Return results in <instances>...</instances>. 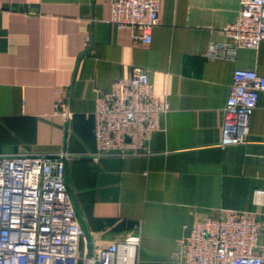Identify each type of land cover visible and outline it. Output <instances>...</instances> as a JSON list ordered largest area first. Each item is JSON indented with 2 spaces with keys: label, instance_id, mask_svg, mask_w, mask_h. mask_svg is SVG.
Listing matches in <instances>:
<instances>
[{
  "label": "crops",
  "instance_id": "crops-1",
  "mask_svg": "<svg viewBox=\"0 0 264 264\" xmlns=\"http://www.w3.org/2000/svg\"><path fill=\"white\" fill-rule=\"evenodd\" d=\"M239 0H160L149 43L110 22L109 0H0V154L71 155L65 179L94 249L129 234L136 264L174 259L191 224L230 210L264 226V92L246 141L221 145L237 68L264 75V40L232 59L208 57ZM168 104L142 155L93 159L95 98L134 70ZM62 100L68 116L54 103Z\"/></svg>",
  "mask_w": 264,
  "mask_h": 264
},
{
  "label": "built area",
  "instance_id": "built-area-1",
  "mask_svg": "<svg viewBox=\"0 0 264 264\" xmlns=\"http://www.w3.org/2000/svg\"><path fill=\"white\" fill-rule=\"evenodd\" d=\"M160 0H109L110 22L130 31L134 42L149 43L158 23ZM222 41H210L208 57L232 59L239 48L255 49L264 40V0H239L235 19ZM264 92V75L237 68L223 108L221 145L246 141L247 120ZM54 109L69 112L62 100ZM168 104L156 97L147 74L134 70L95 98L93 159L146 153ZM71 155L0 154V264H136L139 235L99 249L80 225L68 194L65 171ZM253 202L264 204V191ZM184 264H264V226L245 211L230 210L193 222L175 251Z\"/></svg>",
  "mask_w": 264,
  "mask_h": 264
}]
</instances>
